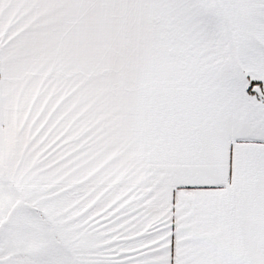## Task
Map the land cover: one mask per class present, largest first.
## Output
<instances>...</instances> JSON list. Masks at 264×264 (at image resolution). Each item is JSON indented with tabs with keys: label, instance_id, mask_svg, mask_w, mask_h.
I'll return each mask as SVG.
<instances>
[{
	"label": "snow or ice",
	"instance_id": "6c2138e0",
	"mask_svg": "<svg viewBox=\"0 0 264 264\" xmlns=\"http://www.w3.org/2000/svg\"><path fill=\"white\" fill-rule=\"evenodd\" d=\"M0 264H264V0H0Z\"/></svg>",
	"mask_w": 264,
	"mask_h": 264
}]
</instances>
